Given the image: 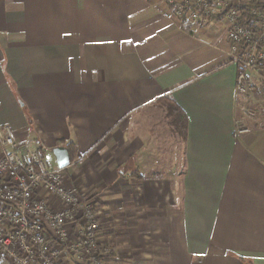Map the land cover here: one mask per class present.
Listing matches in <instances>:
<instances>
[{
  "label": "crops",
  "instance_id": "0c3cea01",
  "mask_svg": "<svg viewBox=\"0 0 264 264\" xmlns=\"http://www.w3.org/2000/svg\"><path fill=\"white\" fill-rule=\"evenodd\" d=\"M237 74L224 25L163 0H0V126L72 146L61 176L103 213V264H264V115L244 114L264 80L244 101Z\"/></svg>",
  "mask_w": 264,
  "mask_h": 264
},
{
  "label": "built area",
  "instance_id": "2783aa9c",
  "mask_svg": "<svg viewBox=\"0 0 264 264\" xmlns=\"http://www.w3.org/2000/svg\"><path fill=\"white\" fill-rule=\"evenodd\" d=\"M163 1L177 21L224 25L238 96L251 90L249 73L264 80V0ZM61 173L0 126V258L8 264H103L110 256L102 211Z\"/></svg>",
  "mask_w": 264,
  "mask_h": 264
},
{
  "label": "trees",
  "instance_id": "16d2710c",
  "mask_svg": "<svg viewBox=\"0 0 264 264\" xmlns=\"http://www.w3.org/2000/svg\"><path fill=\"white\" fill-rule=\"evenodd\" d=\"M164 106L166 109V115L169 118L170 124L173 127L175 133L179 134L182 137L185 129V122L182 114L173 103L166 102ZM66 147L70 152L71 162H73L75 158L73 154V148L70 144H68Z\"/></svg>",
  "mask_w": 264,
  "mask_h": 264
},
{
  "label": "rangeland",
  "instance_id": "374dc122",
  "mask_svg": "<svg viewBox=\"0 0 264 264\" xmlns=\"http://www.w3.org/2000/svg\"><path fill=\"white\" fill-rule=\"evenodd\" d=\"M251 90L248 94L244 95V101L250 97L251 95ZM248 113H244V114H249V115H252V120H256L258 117L260 116H263L264 115V101H258L256 106H254V108L252 110L250 109H247ZM238 128L241 127V124L239 123L237 125ZM44 155V159H45V162L47 163L48 167L49 168H54V159H53V156L51 154L50 151H45L43 153ZM63 174V173H62Z\"/></svg>",
  "mask_w": 264,
  "mask_h": 264
},
{
  "label": "water",
  "instance_id": "95a60500",
  "mask_svg": "<svg viewBox=\"0 0 264 264\" xmlns=\"http://www.w3.org/2000/svg\"><path fill=\"white\" fill-rule=\"evenodd\" d=\"M50 152L53 156L55 167L58 170L63 171L71 165L69 151L67 147L57 146L50 149Z\"/></svg>",
  "mask_w": 264,
  "mask_h": 264
}]
</instances>
